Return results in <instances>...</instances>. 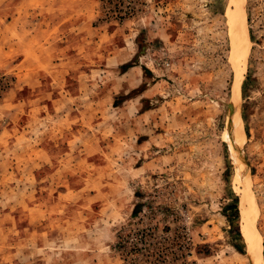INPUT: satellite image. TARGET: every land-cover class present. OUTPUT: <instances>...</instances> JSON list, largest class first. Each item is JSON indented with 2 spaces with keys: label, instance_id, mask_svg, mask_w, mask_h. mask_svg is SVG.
Returning a JSON list of instances; mask_svg holds the SVG:
<instances>
[{
  "label": "rangeland",
  "instance_id": "1",
  "mask_svg": "<svg viewBox=\"0 0 264 264\" xmlns=\"http://www.w3.org/2000/svg\"><path fill=\"white\" fill-rule=\"evenodd\" d=\"M121 1L0 0V74L14 79L0 98V264H125L115 238L143 200L167 264H259L247 226L264 261V0ZM69 21H87L78 41Z\"/></svg>",
  "mask_w": 264,
  "mask_h": 264
},
{
  "label": "trees",
  "instance_id": "2",
  "mask_svg": "<svg viewBox=\"0 0 264 264\" xmlns=\"http://www.w3.org/2000/svg\"><path fill=\"white\" fill-rule=\"evenodd\" d=\"M105 4L113 3V6L118 8L124 2L121 0H102ZM115 2V3H114ZM124 12V13H123ZM118 11V14H130V11L126 13V11ZM120 16V15H119ZM121 17H118L120 20ZM117 19V20H118ZM121 22V21H117ZM142 47H140L141 49ZM139 55L136 54L131 61L126 62L120 66V70L122 73H125L132 66L137 65V57ZM142 71L144 74H147V69L142 67ZM13 78H8L5 75L0 74V98L1 96L11 88L13 83ZM246 83V82H245ZM244 90L245 87L242 86ZM144 91V84H142L139 88L132 90L129 94L119 97L115 100L117 102H123L124 100L136 96ZM242 118L245 120V116L242 115ZM136 198H142L139 192L135 193ZM148 209L150 214L156 217L155 209L157 207L153 205V203L149 200L139 201L134 204L131 212L132 222L122 227L121 230L117 232L116 242L114 245V249L119 254V258L125 264H167L168 253L170 247L167 246L169 244L168 241L163 239L162 242L155 243L156 237V228L149 225V227H143L144 220L142 218V213L144 209ZM153 217H146V219L152 222ZM225 217L229 224H232L238 218V210H237V201L233 199L230 204L225 207ZM155 219V218H154ZM168 227H165L163 231H167ZM239 237L240 235L237 234ZM231 246L239 253H242V248L239 243H231ZM208 250V249H207ZM209 251H206L208 254Z\"/></svg>",
  "mask_w": 264,
  "mask_h": 264
},
{
  "label": "bare ground",
  "instance_id": "3",
  "mask_svg": "<svg viewBox=\"0 0 264 264\" xmlns=\"http://www.w3.org/2000/svg\"><path fill=\"white\" fill-rule=\"evenodd\" d=\"M239 16H240L239 19H233L234 21H232V24L234 27L233 33L235 35L234 36L235 51H237V54H239V52L241 50H243V53H244V50L247 48V43H248V37H247L246 28H245L243 11L240 13ZM234 94H235V98L239 97L240 84L238 82L235 85ZM234 131L236 132V135L238 136L239 132H238L236 124L234 126ZM240 134H242V133H240ZM236 135H235V138H236ZM237 145H239V143L236 142L235 140H232V151H234L235 155H236V151H237ZM247 231H248V238L250 239V241L252 243V247H251L252 254L258 260L259 264H264V261H263L262 255H261V238H260V236L258 234L253 233L254 229L252 228L251 224H249L247 226Z\"/></svg>",
  "mask_w": 264,
  "mask_h": 264
},
{
  "label": "crops",
  "instance_id": "4",
  "mask_svg": "<svg viewBox=\"0 0 264 264\" xmlns=\"http://www.w3.org/2000/svg\"><path fill=\"white\" fill-rule=\"evenodd\" d=\"M51 22V21H50ZM67 21H60L57 25L58 26H61V25H63V24H65ZM69 24V25H68ZM68 24H66V26H68V27H70L69 29H70V32H68L67 33V35H66V39H68V40H70L71 42H74L76 39H77V41H78V30L80 29V30H83V29H85V28H87V21H80V22H78V21H69V23ZM91 26V25H90ZM93 27H95V24L93 25ZM68 29V30H69ZM47 30V29H46ZM48 32H46V33H48V37H51V35H52V33H53V31L52 30H50L49 29V27H48V30H47ZM71 33H73V35L72 36H70V34ZM58 36V35H57ZM65 36H62L61 38H64ZM61 38H59V39H61ZM59 52L60 53H62V52H64V54L65 55H63V57L64 58H66V56H71V58H73V57H75V55L73 54V52H67V54H66V52H65V50L64 49H59ZM78 53V52H77ZM119 64H124V61H120V63ZM137 67V66H136ZM133 67H131V68H129V69H132ZM95 69L94 68H88V69H82V70H79V72L80 73H89V72H91V71H94ZM67 77H70V76H67ZM65 78L66 77H64V78H62V79H64L65 80Z\"/></svg>",
  "mask_w": 264,
  "mask_h": 264
}]
</instances>
